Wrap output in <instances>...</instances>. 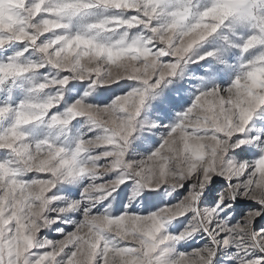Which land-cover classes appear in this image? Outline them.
Segmentation results:
<instances>
[{"label": "rangeland", "instance_id": "rangeland-1", "mask_svg": "<svg viewBox=\"0 0 264 264\" xmlns=\"http://www.w3.org/2000/svg\"><path fill=\"white\" fill-rule=\"evenodd\" d=\"M0 264H264V0H0Z\"/></svg>", "mask_w": 264, "mask_h": 264}]
</instances>
